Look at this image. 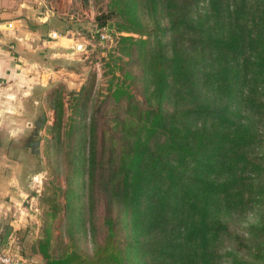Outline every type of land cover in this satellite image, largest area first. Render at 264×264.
<instances>
[{
	"label": "trees",
	"instance_id": "1",
	"mask_svg": "<svg viewBox=\"0 0 264 264\" xmlns=\"http://www.w3.org/2000/svg\"><path fill=\"white\" fill-rule=\"evenodd\" d=\"M108 7L94 18L98 28L113 22L119 34L140 38L119 36V56L105 63L108 95L125 117L116 118L119 138L105 150L93 113L88 190L90 207L101 188L120 210H104L102 221L86 210L89 257L76 250L54 257L47 232L36 252L43 264H251L240 257L251 248L229 225L253 200L264 204V181L251 178L264 177V164L251 155L262 145L253 116L264 115V0H110ZM30 27L77 30L63 16ZM38 96L28 98L32 133L7 145L26 159L47 126ZM104 154L109 171L98 179ZM252 231L264 236L263 228Z\"/></svg>",
	"mask_w": 264,
	"mask_h": 264
},
{
	"label": "rangeland",
	"instance_id": "2",
	"mask_svg": "<svg viewBox=\"0 0 264 264\" xmlns=\"http://www.w3.org/2000/svg\"><path fill=\"white\" fill-rule=\"evenodd\" d=\"M109 1L44 0V6L38 11L44 16L46 11L51 10L55 17L67 18L77 30L64 34L49 31L50 37L46 35L35 41L39 46L38 53H35L39 64L44 70L55 71L52 82L45 81L47 75L44 74V83L48 84L43 88L36 87L31 95L34 99L40 95L39 110L43 111L47 126L39 133V149L36 154L33 155L30 150V157L26 159L24 154L16 151L7 152L10 159L19 163L18 171L21 172L19 183L14 185L17 189H14L27 194V203H23L24 199L20 197V204L23 203L21 209L35 211V218L30 223L22 245L9 253L15 256L18 264H24L25 257H36L39 264H43L36 250L37 241L43 240L46 232L51 234L54 257L59 258L71 250L89 257L94 245L88 231L86 210H96L100 221L103 220L104 210H120L116 202L108 201L101 188L95 193V204L90 207L88 190V137L93 113L98 110L95 116L105 150H108L112 141L119 138V128L113 127L116 118L125 117L123 109L117 110L108 95L111 74H108L105 63L109 56H119L115 49L119 36L140 38L136 34H119L113 22L103 28L96 26L95 16L108 10ZM163 24L167 25L166 19ZM126 60L123 58V61ZM120 66L123 67L122 64ZM124 69L137 74L139 67L124 66ZM122 72L123 69L116 70L115 77L119 78ZM137 81H134L132 91L136 100L142 101L141 87ZM121 104L120 108L123 102ZM169 110H172L171 105ZM29 113L31 116L36 114L34 110ZM253 117L262 145L254 148L251 155L264 164V115ZM19 137H14V141L22 143ZM114 151L117 154V149ZM108 158L106 154L101 158L103 171L99 173L98 179L108 175ZM251 178L255 183L264 181V177L260 176L254 175ZM252 202L251 211L247 214L234 215L229 229L251 248L252 255L240 257L251 264H264V236H257L252 231V228L264 229V204L257 200ZM112 218H115L113 213ZM101 231L98 232L97 243L105 239L106 228ZM115 231L123 237L124 232L120 231V227H115ZM258 256L259 261L256 260Z\"/></svg>",
	"mask_w": 264,
	"mask_h": 264
},
{
	"label": "crops",
	"instance_id": "3",
	"mask_svg": "<svg viewBox=\"0 0 264 264\" xmlns=\"http://www.w3.org/2000/svg\"><path fill=\"white\" fill-rule=\"evenodd\" d=\"M43 2L44 0H0V252L2 253L14 252L20 248L35 216L34 210L21 209V204L27 203V194L14 189L16 188L14 185L19 183L21 172L18 171L19 163L7 155V145L13 142L16 136L21 138L32 133L28 98H31L32 91L36 87L43 88L48 84L44 83L45 75H47L45 81L52 82L49 76L55 72L52 69L44 70L39 64L38 57L35 56L39 51L35 41L43 39L46 35L50 37L51 33L33 31L30 27L43 24L54 16L44 17L38 12L44 6ZM42 131L43 129L39 133ZM20 197L24 199L21 204ZM24 264H39V259L25 257Z\"/></svg>",
	"mask_w": 264,
	"mask_h": 264
},
{
	"label": "built area",
	"instance_id": "4",
	"mask_svg": "<svg viewBox=\"0 0 264 264\" xmlns=\"http://www.w3.org/2000/svg\"><path fill=\"white\" fill-rule=\"evenodd\" d=\"M53 15H54L53 11L48 10L45 12L44 17H51ZM52 35H56V34L52 33ZM54 73L49 76L51 80L54 78ZM18 263L19 261L15 258L14 255L0 252V264H18Z\"/></svg>",
	"mask_w": 264,
	"mask_h": 264
}]
</instances>
